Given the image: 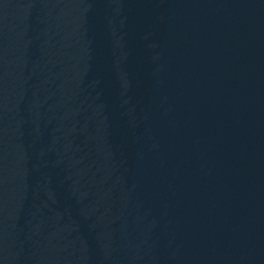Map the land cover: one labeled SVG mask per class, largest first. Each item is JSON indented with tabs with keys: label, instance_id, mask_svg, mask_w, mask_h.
Instances as JSON below:
<instances>
[{
	"label": "water",
	"instance_id": "95a60500",
	"mask_svg": "<svg viewBox=\"0 0 264 264\" xmlns=\"http://www.w3.org/2000/svg\"><path fill=\"white\" fill-rule=\"evenodd\" d=\"M0 264H264V0H0Z\"/></svg>",
	"mask_w": 264,
	"mask_h": 264
}]
</instances>
